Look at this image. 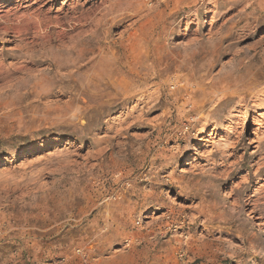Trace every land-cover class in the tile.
Here are the masks:
<instances>
[{"label": "rangeland", "instance_id": "1", "mask_svg": "<svg viewBox=\"0 0 264 264\" xmlns=\"http://www.w3.org/2000/svg\"><path fill=\"white\" fill-rule=\"evenodd\" d=\"M263 222L264 0H0V264H264Z\"/></svg>", "mask_w": 264, "mask_h": 264}, {"label": "bare ground", "instance_id": "2", "mask_svg": "<svg viewBox=\"0 0 264 264\" xmlns=\"http://www.w3.org/2000/svg\"><path fill=\"white\" fill-rule=\"evenodd\" d=\"M8 29V28H7ZM253 46V45H252ZM201 117V116H200ZM256 198V197H255ZM257 199V198H256ZM253 202H251V209L249 211L253 212L256 208V202L255 200H252ZM264 223V222H263Z\"/></svg>", "mask_w": 264, "mask_h": 264}]
</instances>
